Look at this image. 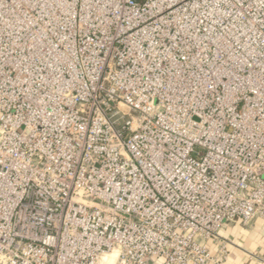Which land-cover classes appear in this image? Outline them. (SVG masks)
<instances>
[{"label":"built area","instance_id":"built-area-1","mask_svg":"<svg viewBox=\"0 0 264 264\" xmlns=\"http://www.w3.org/2000/svg\"><path fill=\"white\" fill-rule=\"evenodd\" d=\"M264 220V0H0V264H222Z\"/></svg>","mask_w":264,"mask_h":264},{"label":"crops","instance_id":"crops-1","mask_svg":"<svg viewBox=\"0 0 264 264\" xmlns=\"http://www.w3.org/2000/svg\"><path fill=\"white\" fill-rule=\"evenodd\" d=\"M219 244H210L213 252L221 245L227 249V259L222 264H264V220L255 219L250 226L240 222L229 225L221 232Z\"/></svg>","mask_w":264,"mask_h":264}]
</instances>
